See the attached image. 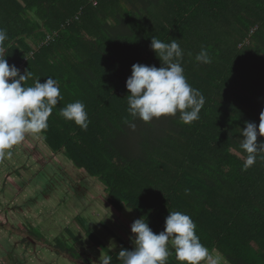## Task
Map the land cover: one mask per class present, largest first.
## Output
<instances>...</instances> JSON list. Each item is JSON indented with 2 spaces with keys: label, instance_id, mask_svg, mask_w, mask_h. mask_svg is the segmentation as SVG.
I'll return each mask as SVG.
<instances>
[{
  "label": "trees",
  "instance_id": "trees-1",
  "mask_svg": "<svg viewBox=\"0 0 264 264\" xmlns=\"http://www.w3.org/2000/svg\"><path fill=\"white\" fill-rule=\"evenodd\" d=\"M0 28L11 41L9 66L31 72L24 86L58 82L63 99L40 134L45 145L99 182L108 205L143 218L155 234L180 211L209 253L264 264V152L242 171L247 153L239 146L245 122L258 127L264 111V0H0ZM152 37L176 39L186 80L205 98L191 124L179 112L148 123L128 112L132 66H162ZM202 49L211 64L196 60ZM77 100L86 131L59 115ZM77 224L111 264H121L122 249L134 250L123 241L107 247L82 216ZM169 248L167 264H179ZM62 253L79 255L74 246Z\"/></svg>",
  "mask_w": 264,
  "mask_h": 264
},
{
  "label": "clouds",
  "instance_id": "clouds-1",
  "mask_svg": "<svg viewBox=\"0 0 264 264\" xmlns=\"http://www.w3.org/2000/svg\"><path fill=\"white\" fill-rule=\"evenodd\" d=\"M6 41L10 47L7 31L0 28V156H11L12 150L26 135L45 131L58 98L63 99L58 82L52 77L44 83L36 80L34 86H24L31 72L26 70L25 74H20L15 65L9 66L4 51ZM150 47L162 61V66L157 68L139 63L132 66V74L126 81L130 92L126 97L128 112L146 123L162 116H176L177 112L183 124L198 120L205 98L186 80L179 62L183 52L176 39L164 43L152 37ZM196 60L204 64L212 62L204 49ZM59 115L84 131L90 123L85 105L79 100L62 107ZM245 123L239 145L247 153L242 171L253 166L257 155L264 152V142H257L258 135L264 136V111L260 113L258 127L254 122ZM130 126L135 127L132 123ZM196 227L191 217L180 211H170L164 230L159 234H155L143 218L136 219L131 225V232L135 235L130 237L134 250L122 249L117 259L121 264H167L172 255L170 245L179 264H201L208 250L196 234ZM111 260L110 255H101L99 264H111Z\"/></svg>",
  "mask_w": 264,
  "mask_h": 264
},
{
  "label": "rangeland",
  "instance_id": "rangeland-1",
  "mask_svg": "<svg viewBox=\"0 0 264 264\" xmlns=\"http://www.w3.org/2000/svg\"><path fill=\"white\" fill-rule=\"evenodd\" d=\"M79 216L107 247L123 241L134 248L131 225L137 218L108 205L104 187L62 154H53L40 134L26 135L11 156H0V264H99L102 254L80 231ZM59 237L77 246L79 255L57 252ZM201 264L228 263L208 252Z\"/></svg>",
  "mask_w": 264,
  "mask_h": 264
},
{
  "label": "flooded vegetation",
  "instance_id": "flooded-vegetation-1",
  "mask_svg": "<svg viewBox=\"0 0 264 264\" xmlns=\"http://www.w3.org/2000/svg\"><path fill=\"white\" fill-rule=\"evenodd\" d=\"M59 239L62 241L61 243H62V245H63V249L62 250H64V249H69V246H71L70 244H69V242L67 243V244H65V242L61 239V237H59ZM21 241L24 243V242H27L26 240H24V239H22L21 238ZM60 248H62V247H60ZM74 248H76V250L78 249L77 248V246L75 247V245H74ZM59 251L60 252H63V251H61V249H59ZM78 252V251H77Z\"/></svg>",
  "mask_w": 264,
  "mask_h": 264
},
{
  "label": "crops",
  "instance_id": "crops-1",
  "mask_svg": "<svg viewBox=\"0 0 264 264\" xmlns=\"http://www.w3.org/2000/svg\"><path fill=\"white\" fill-rule=\"evenodd\" d=\"M17 186H18V185L16 184L15 189H14V193H15L16 188H18Z\"/></svg>",
  "mask_w": 264,
  "mask_h": 264
},
{
  "label": "built area",
  "instance_id": "built-area-1",
  "mask_svg": "<svg viewBox=\"0 0 264 264\" xmlns=\"http://www.w3.org/2000/svg\"><path fill=\"white\" fill-rule=\"evenodd\" d=\"M17 69H19V71H20V67L19 66H17Z\"/></svg>",
  "mask_w": 264,
  "mask_h": 264
}]
</instances>
